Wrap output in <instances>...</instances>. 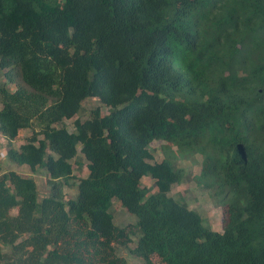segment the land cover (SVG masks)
Segmentation results:
<instances>
[{"label":"trees","instance_id":"obj_1","mask_svg":"<svg viewBox=\"0 0 264 264\" xmlns=\"http://www.w3.org/2000/svg\"><path fill=\"white\" fill-rule=\"evenodd\" d=\"M91 97L108 111L70 131ZM0 104L8 160L49 187L0 175V264H128L134 235L144 264H264V0H0ZM198 155L221 230L170 195Z\"/></svg>","mask_w":264,"mask_h":264},{"label":"rangeland","instance_id":"obj_2","mask_svg":"<svg viewBox=\"0 0 264 264\" xmlns=\"http://www.w3.org/2000/svg\"><path fill=\"white\" fill-rule=\"evenodd\" d=\"M97 106L101 108L103 113H106L108 111V108L103 105L98 98H87L83 102L82 109L80 110L78 115L72 119L66 120L65 123L69 127V130H74L73 122L75 118L85 120L89 116L90 111ZM31 133L32 132L27 129L21 130L19 136L13 141V146L19 147L20 144L26 141L27 137L30 136ZM165 145L166 143L161 140L152 142L150 149L154 155V160L161 161L164 158L166 150V148L164 147ZM7 148L8 140L0 133V175L8 170H16L17 172H20L24 175L35 176L38 181L40 196H46L49 192V187L45 184L46 176L44 170H42L41 173H32L31 169L28 166L13 165L8 160ZM79 157L81 158V156ZM82 162V168H78L77 162L75 160L73 161L75 165V178H73L70 182L73 183L74 181H77L78 177L87 175V162L83 159ZM178 165L185 168L186 178L182 180V182L172 186L170 195L175 199L187 203L190 208L197 210L204 218L205 224L210 225L214 230H221L222 207L216 203L210 192L206 188L197 185L194 179V177L200 172V156L198 155L192 159H183L179 157ZM142 181L144 185L153 188L152 192H155L154 180L152 178L144 177ZM64 191L66 193V197H72L75 196L77 188L75 185H66L64 187ZM110 210L115 217V223L117 225L126 226L128 224H132L134 227H136V217L133 214L127 212L117 199H113V204ZM13 212L15 213L16 210H14ZM132 239V243H130L129 246H117V250L121 256L126 258L128 264H144L143 260H141L138 256L134 255L131 252V248H133V246L135 245L137 235L132 236ZM154 259L156 258L154 257Z\"/></svg>","mask_w":264,"mask_h":264},{"label":"crops","instance_id":"obj_3","mask_svg":"<svg viewBox=\"0 0 264 264\" xmlns=\"http://www.w3.org/2000/svg\"><path fill=\"white\" fill-rule=\"evenodd\" d=\"M39 173H41V172H39Z\"/></svg>","mask_w":264,"mask_h":264}]
</instances>
